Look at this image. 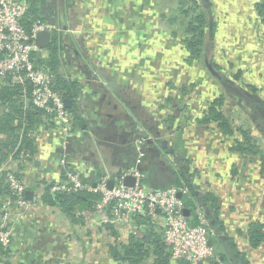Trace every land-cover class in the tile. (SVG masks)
<instances>
[{"label":"crops","instance_id":"obj_1","mask_svg":"<svg viewBox=\"0 0 264 264\" xmlns=\"http://www.w3.org/2000/svg\"><path fill=\"white\" fill-rule=\"evenodd\" d=\"M199 1L210 11L214 38L209 57L219 65L215 70L223 80L209 70L189 71L191 64L184 61L188 19L180 13L178 0L163 5L157 0H28L42 21L60 29L52 32L55 44L42 48L41 63L48 68L46 61L56 54L53 76L76 80L79 86L67 107L73 114L70 131L40 125L34 159L19 168L9 157L0 172L9 167L21 172L32 192L28 199L34 200L47 185L61 182L64 171L79 172L95 185L101 176L113 179L137 160L147 187L168 188L175 186L179 160H190L194 202L202 193L216 194L225 229L247 252L248 264H264V244L251 248L246 237L250 222H264V23L255 7L263 0ZM201 60L206 66L205 52ZM225 91L234 93L236 103L229 105ZM219 96L233 127L245 124L260 153L233 152L229 147L236 133L229 136L216 123L196 122ZM242 103L248 122L230 116ZM141 136L146 139L138 148ZM5 138L0 133V141ZM81 215L83 220L74 224L59 208L44 203L29 212L11 207L6 261L127 264L112 258L108 246L115 239L126 242L128 234L114 225V237L93 211ZM154 221L161 231L162 214ZM135 233L142 229L136 227ZM152 261L149 257L142 264ZM217 264L228 263L221 256Z\"/></svg>","mask_w":264,"mask_h":264},{"label":"trees","instance_id":"obj_2","mask_svg":"<svg viewBox=\"0 0 264 264\" xmlns=\"http://www.w3.org/2000/svg\"><path fill=\"white\" fill-rule=\"evenodd\" d=\"M179 11L184 14L188 21L185 31V48L187 55L184 61L194 65L200 60L204 52L207 60L214 69L218 70L217 65L209 52L213 46L214 27L210 11L202 7L199 0H178ZM260 20L264 23V0L255 4ZM36 19H43L39 16L32 6L28 5L27 15L22 20V24L27 31ZM55 44V40L53 42ZM56 49V48H54ZM42 62V59H39ZM48 70L55 71L58 59L56 54L46 61ZM56 82L54 88L62 94L63 98H71L78 89L79 82L68 80L58 76L56 73ZM239 73H235L237 78ZM255 91V88H252ZM31 84L28 80L14 81L10 74L0 79V133H4L6 138L0 141V165L9 157L17 160L19 168H23L25 162L34 159L37 152L35 144V132L41 125L54 127L53 121L45 114L43 109L37 108L30 101ZM224 97L219 96L210 101L204 111V115L196 119L198 123H216V126L226 135L237 137L229 147L231 151L243 155L244 153L258 154L261 151L257 145L256 139L243 126L236 128L231 124L230 119L223 110ZM180 171L175 176L172 185L185 186L188 193L181 195L183 204L190 212L191 223L198 222L195 208L199 207L205 214L208 226L212 232L209 237L210 243L215 247L218 258L207 261L208 264H217L222 260L228 264H248L247 252L238 246L236 239L229 235L225 229L224 223L220 218V208L218 197L213 192H205L199 196L197 204L194 202L196 185L194 183L195 171L190 167V160H179ZM264 171V154L260 155V172ZM18 172V171H17ZM6 171L0 172V204L1 200L9 193V187L5 181ZM145 185V180H144ZM146 188H149L145 185ZM151 189V188H149ZM42 203L59 208L65 213L72 223H80L83 220L82 211H93L96 202L99 200L98 193L82 192H50L47 185L40 195ZM195 199V200H194ZM264 201V196H263ZM133 221L137 229H142V233H130L124 243H118L115 239L108 246V251L112 258L127 264H142L144 260L152 257V264H189L185 260H172L171 252L166 247L160 229L161 227L148 215L136 214ZM111 235L116 236L117 229L113 225L105 226ZM117 227V226H116ZM240 233V230H237ZM246 237L249 247L257 248L264 244V222L252 221L248 224ZM9 251V250H8ZM0 253L2 248L0 245ZM5 264L9 262L5 261ZM203 264V263H201Z\"/></svg>","mask_w":264,"mask_h":264},{"label":"built area","instance_id":"obj_3","mask_svg":"<svg viewBox=\"0 0 264 264\" xmlns=\"http://www.w3.org/2000/svg\"><path fill=\"white\" fill-rule=\"evenodd\" d=\"M28 10V0H0V79L10 74L13 80H28L31 84L30 101L37 108L43 109L51 121L62 131L69 132L72 126L73 114L64 104L60 91L54 88L53 74L40 62L42 48L35 40L40 31L52 32L60 29L46 21L36 19L29 31L22 24ZM146 137L136 140L138 148ZM142 153H140V156ZM140 161V160H139ZM129 167L122 174L113 177V185L108 186L110 177L101 176L95 185L82 178L76 171H64L61 182L49 186L50 192H82L98 193L99 200L93 213L103 225H115L127 234L135 233L136 224L133 216L146 214L153 220L157 213L163 217L161 234L166 247L171 252V259L185 260L189 264L204 263L218 258L215 247L210 243L212 234L208 221L199 207L195 208L198 222L191 223L190 215L183 211L181 195L188 193L185 186H171L161 189H149L144 185V174L138 168L139 162ZM18 162V161H17ZM28 160L25 162L27 165ZM6 171L5 181L9 193L3 196L0 204V264H5L9 254L12 228L9 221L11 207L29 212L35 205L42 203L40 196L30 200L26 196L27 186L22 173L13 168ZM134 177L133 185H126L124 179ZM1 199V197H0ZM190 214V212H189Z\"/></svg>","mask_w":264,"mask_h":264},{"label":"water","instance_id":"obj_4","mask_svg":"<svg viewBox=\"0 0 264 264\" xmlns=\"http://www.w3.org/2000/svg\"><path fill=\"white\" fill-rule=\"evenodd\" d=\"M54 40H55V36L52 34V31H50V30H44V31H40L38 33L35 42H36V44H37L38 47H40V48H46L50 44H52L54 42ZM206 66H207L208 70L210 71V73L212 75H214L218 79L223 80L222 76H220V74L214 69V67L212 66V64L208 60H206ZM52 82L53 83L56 82V77H54V76L52 77ZM109 84L111 85V87H114V85L116 83H115V81H110ZM70 102H71V100L69 98H64V104H65L66 107H69ZM139 168L141 169V167H139ZM133 180H134V177L127 176L124 179V183L126 185H133ZM112 185H113V180L112 179H109V181H108L109 188H111ZM30 195H32V192L31 191H27L26 192L27 198H30L29 197ZM178 197L181 198V194L180 193L178 194ZM183 213L186 216H188L189 215V210L186 208V209H184ZM199 264H201V263H199Z\"/></svg>","mask_w":264,"mask_h":264},{"label":"rangeland","instance_id":"obj_5","mask_svg":"<svg viewBox=\"0 0 264 264\" xmlns=\"http://www.w3.org/2000/svg\"><path fill=\"white\" fill-rule=\"evenodd\" d=\"M163 2H165V0L164 1L163 0H157L156 3L159 4V5H163ZM174 6H175V4H173L172 7H174ZM169 16L170 17H173L174 15L172 13V14H169ZM166 18L168 19L169 17L166 16ZM204 63H203L202 60L201 61L199 60L198 62H196L194 65H192L190 67V70L189 71H208V69L206 68V66L204 65ZM222 70H224V69H222ZM225 72H227V71H225ZM225 97L228 98V100L230 102L229 105H232V104L236 103V100H235L236 98L234 97V93L231 94V92L229 93V92L225 91ZM241 105L244 106V107H242V106L241 107H237L236 112L235 113H232L230 116L231 117H234V119L237 118L239 122L240 121L241 122H248L250 120H249L248 115L246 113L247 112L246 106H245L244 103H242ZM228 110H229V108H226V113L227 114H228ZM240 124L241 123H239V125ZM244 127H245V124H244Z\"/></svg>","mask_w":264,"mask_h":264},{"label":"flooded vegetation","instance_id":"obj_6","mask_svg":"<svg viewBox=\"0 0 264 264\" xmlns=\"http://www.w3.org/2000/svg\"><path fill=\"white\" fill-rule=\"evenodd\" d=\"M72 60H73V59H71L70 63H74V62H72Z\"/></svg>","mask_w":264,"mask_h":264}]
</instances>
